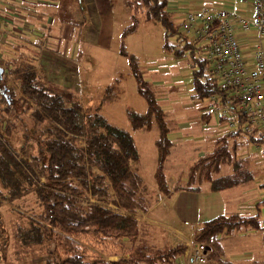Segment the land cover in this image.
Returning a JSON list of instances; mask_svg holds the SVG:
<instances>
[{
  "label": "trees",
  "instance_id": "1",
  "mask_svg": "<svg viewBox=\"0 0 264 264\" xmlns=\"http://www.w3.org/2000/svg\"><path fill=\"white\" fill-rule=\"evenodd\" d=\"M171 1L127 0L131 22L121 35L122 53H127L125 43L142 21L157 22L164 30V50L176 58L190 59L194 98H226L203 48L183 33L181 14ZM129 58L137 92L147 103L143 112L130 114L131 124L159 130L155 179L160 193L199 192L206 182L211 191L218 192L251 179L253 174L238 156V139L247 134L251 142H264V134L228 130L217 137L210 152L190 166L186 180H177L170 187L165 164L173 143L166 114L137 58ZM39 74L36 55L0 57V227L5 203L16 201L18 206H30V212L35 210L16 212L19 222L11 236L17 244V258L23 253L25 257L44 256V264H183V241L165 238L159 242L160 228L138 217L154 203L139 172L140 151L130 131L111 125L98 113L100 105L85 107L71 95L52 89ZM11 77L13 84H9ZM114 88L109 86L99 101H111ZM211 116V111L202 114L207 121ZM218 117L226 119L222 114ZM17 128L22 133L20 150L11 140ZM30 143L37 151L29 152ZM228 167L232 170L224 172ZM261 187L264 191V183ZM110 190L114 191L111 198ZM110 203L129 213L113 209ZM262 208L264 194L253 214L220 213L195 230L194 239L209 247L212 260L208 264H242L222 258V242L243 228L262 230L264 242ZM6 246L0 240V264H7Z\"/></svg>",
  "mask_w": 264,
  "mask_h": 264
},
{
  "label": "rangeland",
  "instance_id": "2",
  "mask_svg": "<svg viewBox=\"0 0 264 264\" xmlns=\"http://www.w3.org/2000/svg\"><path fill=\"white\" fill-rule=\"evenodd\" d=\"M180 2L181 0H175L174 5H179ZM204 4L214 8L218 6L213 0H182L180 10L185 13L190 8H201ZM176 7L178 8V6ZM178 17L177 20H179ZM163 38L164 30L159 23L142 21L139 30L128 37L125 43L127 53L122 54L115 75H108L103 69H100V72L98 70L90 72L88 70L87 72L88 65L81 64L83 68H81L80 94L83 93L85 98V107L90 105L87 101L92 99L93 104L100 105L97 110L98 113L104 116L111 125L127 129L134 137L140 151L139 172L148 187L149 196L157 205L153 216L177 226L189 234L192 227L186 225L185 222L193 217L202 220L203 223L205 220L224 212L236 211L245 215H251L255 212V209L251 207L252 205L249 206L248 204L253 203L254 198L262 197L264 194L261 187L264 183V142H251L247 134L241 135L238 139V156L253 174L251 179L249 178L244 183L223 191L212 192L208 189L209 183L206 182L203 184L204 191L201 195L187 191L160 201L158 197L161 193L158 192L154 175L158 158L155 140L159 136V130L154 126L134 128L131 124L130 114L143 112L147 109V103L144 97L137 92V84L131 73L129 57L137 58L145 78L153 85L158 101L166 114L165 119L169 127L168 137L173 143L172 153H177L178 159L176 161H179L178 163L181 162L188 168L193 160L204 156L214 148L215 144L212 139L214 132L224 133L228 128L227 119L220 121L218 117V114H222L221 106H216L214 102L207 99L194 98L193 74L189 57L176 58L173 54L166 52L163 48ZM171 41H174V38H171ZM154 81H161L163 85H158ZM13 83L15 81L11 77L9 84ZM111 85L115 87L114 92L116 94L113 95L111 101L101 103L98 99L105 95L106 89ZM49 86L57 91L53 86ZM206 111L212 113L210 120L207 121L206 118L200 120L201 115ZM21 116L24 119L27 117L23 113ZM19 124L20 122L17 121L20 128ZM32 125L33 122L29 120L28 127L31 128ZM18 130V128L15 129L11 140L13 146L20 150L22 133ZM30 144L27 145L29 152L37 151L36 145ZM168 162L165 165L167 181L171 173L174 174L175 178L180 173L176 168H171ZM230 170H232L231 167H228L224 172ZM176 181L177 178L174 183ZM174 183L170 186L173 187ZM113 195L114 191L110 190L109 198ZM91 198L96 199V196L91 195ZM17 204L16 201L13 204L5 203L1 208L3 224L0 227V240L3 245H7L4 252L7 259L4 260V263L44 264V256L32 257L30 255L25 257L22 253L21 258L18 259L15 254L17 244L14 243L11 234L17 227L16 223L19 222L16 212L22 211L26 214L35 212V210L30 212V206L22 207V205L18 206ZM139 216L141 215L139 214ZM260 219L264 225V208L260 213ZM165 238L173 240L167 229L162 230L160 228L157 231L156 240L162 242ZM222 244L224 253L233 261L245 264H264L262 230L243 228L235 235L225 237ZM115 258L112 257V259Z\"/></svg>",
  "mask_w": 264,
  "mask_h": 264
},
{
  "label": "crops",
  "instance_id": "3",
  "mask_svg": "<svg viewBox=\"0 0 264 264\" xmlns=\"http://www.w3.org/2000/svg\"><path fill=\"white\" fill-rule=\"evenodd\" d=\"M231 1L213 0L218 6L227 7L233 6ZM174 2L175 0L171 1V4L181 14L179 16L181 18L183 16V12L180 10L182 0L179 5H174ZM235 6L240 10L246 9L242 2L236 3ZM1 7L3 14V27L0 28L1 56L7 55L16 58L22 54L29 58L36 55L40 78L48 85L53 86L57 92L69 94L81 104H85L83 93L80 94L81 68H83L81 64L88 65L87 72L88 70L89 72L96 70L100 72V69H103L108 75L113 76L117 73V65H119L123 54L121 35L131 22L127 0H3ZM240 36L243 39L246 38L245 34ZM244 43L247 42L244 41ZM251 45L252 43L249 42L245 49L248 50ZM154 82L163 85L161 81ZM92 102V99L87 101L88 105L90 103L89 106L95 105ZM201 119L203 120L202 115ZM228 130L227 128L225 131ZM224 133L214 132L212 136L214 144L217 137ZM172 154L171 148L166 164L169 161L168 165L170 164L171 168L179 170L180 173L176 176L177 180H186L190 166L199 158L193 160L187 168L181 162L176 161L177 153ZM176 178L174 174H170L169 186L174 183ZM208 189L210 190L209 185ZM203 191L204 187L202 186V190L199 192H188L201 195ZM182 192H187V190L171 196ZM166 197L170 196H164L161 193L158 198L162 201ZM259 200L261 197L254 198L253 203L248 205H252L251 207L255 209V204ZM156 206L155 203L148 212H140V218L159 228H164L163 230L167 229L169 233L170 229H174L184 237H193L195 230L204 223L194 217L187 220L186 225H191L192 228L190 233L186 234L177 226L153 216ZM183 243L185 244L184 241ZM222 258L228 257L224 253ZM184 261L183 256V264Z\"/></svg>",
  "mask_w": 264,
  "mask_h": 264
},
{
  "label": "built area",
  "instance_id": "4",
  "mask_svg": "<svg viewBox=\"0 0 264 264\" xmlns=\"http://www.w3.org/2000/svg\"><path fill=\"white\" fill-rule=\"evenodd\" d=\"M2 1L0 28L3 27ZM238 2L245 4L246 9H238L235 6ZM231 3V7L204 4L201 8L188 9L181 18L182 31L203 48L219 78L220 88L227 93L226 98L213 95L209 100L223 109L228 129L264 134V0ZM248 41L252 45L247 50ZM109 206L127 213L111 203ZM170 235L174 241L182 240L186 244L184 264H208L212 260L206 243L184 237L174 229H170Z\"/></svg>",
  "mask_w": 264,
  "mask_h": 264
}]
</instances>
